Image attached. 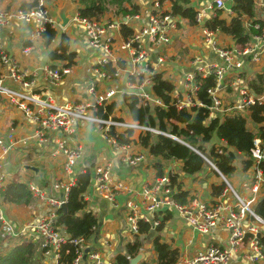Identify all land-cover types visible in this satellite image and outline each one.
<instances>
[{"label": "built area", "instance_id": "2783aa9c", "mask_svg": "<svg viewBox=\"0 0 264 264\" xmlns=\"http://www.w3.org/2000/svg\"><path fill=\"white\" fill-rule=\"evenodd\" d=\"M38 4L37 7L28 9L19 7L15 10H9L2 6L0 0V30L12 21L34 23L36 24L34 34L41 36L47 25L53 26V20L46 5L41 0H38ZM258 4L264 8V0H259ZM208 8L224 9L228 14H233L231 1L227 4L225 0H214L211 5H208ZM130 18L138 20L140 13L125 14L123 21L80 17L78 11L72 16V21L84 27L89 45L98 51L96 65L92 68L96 77L100 79L112 78L107 69H103L102 66L112 65L115 50L113 31L119 29L121 25H125ZM202 18V12L198 11L196 20L200 22ZM175 19L170 12L163 10L159 1L156 0L152 10L146 14L145 21L139 30L127 38H123L120 43L119 49L126 51L130 57L131 68L127 73L128 82L140 88L134 94L144 102L162 104L159 98L153 97L149 91L143 89L145 85L152 87L151 75L153 74L149 63L150 52L146 45L152 48H160L169 44L171 42L170 31L176 26ZM246 26L260 30L258 34L253 35L256 41L252 44L248 43L246 46L235 45L232 47L219 46L215 40L214 31L205 27L202 28L205 42L221 61L204 64L200 59L193 60L191 64L194 65V68L187 73L186 78L192 82L191 91L196 96L198 81L209 75L215 76V85L207 88V93L212 100L209 116L214 115L223 107L219 90L224 76L229 72H234L231 86L238 87L239 94V98L231 106L232 110L243 111L251 105L262 104L264 101V95L255 96L249 93L247 88L241 86V77L238 71H234V69H240L243 66L245 57H248L251 62L257 63L260 61L261 55L264 54V27L260 29L259 23L253 22H248ZM31 49V46H26L23 47L22 52L28 54ZM162 61L163 58L159 56L157 62ZM0 63L6 69L5 74H0V94L4 95L17 110L36 124L33 136L40 143L47 140L46 134L50 132L61 131L68 136L76 133L77 125L80 122L102 126L106 141L123 152L130 145L118 143L116 138L109 134L111 128L121 131L132 130L137 133L165 134L133 119L113 116L102 118L95 115L93 111L98 106H103L115 97L116 92H118L116 86L98 92V82L94 79L86 87L87 94L92 97L91 101L86 103H57L51 95H41V93L34 91L36 72L22 69L12 55L0 50ZM69 72L70 68L67 65L51 66L45 64L41 68L43 80L52 86L57 85ZM117 73L118 70L115 68L114 77ZM146 74L149 76H145ZM7 81L10 83L8 84ZM173 97L178 108L202 105L198 99L191 102L175 94ZM14 144L15 135L12 132L0 136V188L4 186L5 179V172L2 170L3 158L11 151ZM193 149L219 173L225 183L222 196L225 197L228 193L232 196V201L230 203L220 201L209 204L197 196H193L186 203H181L173 195L174 189L170 186L169 176L164 174L141 186L138 201L128 200L124 204L125 209H127L126 219L130 233L133 236L139 234V221L148 223L150 229L155 230L161 223L162 213L168 209H174L185 217L189 225L199 233H209L212 228L217 226L225 227L228 231L227 244H209L191 256L178 257L175 264H264V247L258 239V234L262 231L261 228L264 229V219L257 215L252 208L259 191L260 182L263 181L264 141L255 138L253 147L249 150V156L253 161L255 170L254 183L251 186V193L253 194L250 198L239 195L226 176L219 172L207 157L195 148ZM53 154L62 155L64 176L54 181L53 184L56 189L61 191V195L57 197L45 195L38 186L28 182L32 196L40 202L44 201L46 210L43 214L27 220L20 230L14 229L3 211L0 210V238L3 241L10 238H27L37 243L34 251V259L37 264H112V260L105 258L100 250L91 248V238L94 234L89 238L84 236L72 237L57 227L59 209H61V204L66 203L70 188L75 184L74 167L83 156V148L80 144L69 146L63 141H58L57 150ZM123 159L129 164L135 165L143 159V155L141 153L125 154ZM110 167V163L94 167L95 191L115 207H118L114 189H119L120 185L110 183ZM246 218L250 221L245 225L244 220ZM96 229V226H92L94 233ZM29 231L33 232L30 238L27 236ZM247 235H250L248 240H246ZM244 244L247 248L244 255L246 262H233L231 260L232 255L237 253ZM126 257L129 259L132 256L127 255Z\"/></svg>", "mask_w": 264, "mask_h": 264}, {"label": "crops", "instance_id": "0c3cea01", "mask_svg": "<svg viewBox=\"0 0 264 264\" xmlns=\"http://www.w3.org/2000/svg\"><path fill=\"white\" fill-rule=\"evenodd\" d=\"M135 1L140 6V19L136 20L130 18L125 24L132 28L134 32L139 30L141 24L145 21L146 14L152 10V4L149 5L146 0ZM213 1L214 0H192L191 4L197 12H202L204 18L205 15L211 12L210 10L212 9H209L208 5H211ZM225 1L229 4L230 0ZM255 1L259 8L255 18L258 20L260 19L264 27V11L258 4L259 0ZM41 2L46 5L53 20L52 25L58 30L57 38L60 33H65L68 36L69 50L77 54L74 61L75 63L68 66L70 72L55 86L43 80L41 73L43 65L62 66L66 65V62L61 60L51 61L49 59L48 51L58 40H55L50 47H45L42 42V37L34 34V27H36L34 23L12 21L9 25L3 27L0 30V50L6 51L12 55L22 69L36 72L37 76L34 78V91L41 93V95H51L57 103H86L91 101L92 97L87 94L86 87L89 82L94 79L98 82V92H103L107 88L116 86L118 92H116L115 97L109 101H114L116 103V108L109 116L131 119L122 101V95L124 93L136 94L140 88L131 85L132 83L128 82L127 79V73L131 68V64L129 54L119 49L120 43L124 38L121 34V27L113 31L115 50L112 57V66L118 70V73L114 78L100 79L92 72V68L96 65L98 51L89 45L84 27L71 20L72 16L78 11V4L72 0H41ZM66 2L70 3V9L66 12L69 16V23L65 27H61L58 11ZM20 3L21 0H1L2 6L9 10H15L21 7ZM161 8L169 12L170 2L165 0L161 3ZM225 12L227 13L226 10ZM227 15L232 16L233 14L227 13ZM124 16L125 14L113 16L112 12H109L101 18L123 21ZM175 21L176 26L170 31L171 42L169 44L160 48L148 47L145 44L150 52V67L153 73L163 72V75L172 81L175 85V95L180 96V98L182 97L184 100L196 101L197 98L191 91L192 82L186 78L187 73L194 68L191 62L200 59L202 63L209 64L213 61L220 62L221 60L204 40L201 26L203 20L200 21L199 25L196 27L189 26L187 21L183 19L176 18ZM248 22L252 21L246 20L245 26ZM246 28L249 31L247 26ZM214 36L217 44L221 47L235 46L234 40L228 35L214 32ZM254 41L256 40L251 33L248 43L252 44ZM26 46L32 47L28 54L22 52L23 47ZM159 56L163 58V61L160 63L157 62ZM121 64L123 68L119 67ZM241 68V71L246 70V77L249 79L256 73H264V54L261 55L260 61L257 63H253L249 58L245 57ZM240 69H234V71H238L239 73ZM5 73L6 69L0 63V74ZM233 73L234 72H229L224 76L222 86L219 90L220 96H224L225 93L228 97L233 95L231 92H226V90H228L227 87L232 89L231 83L234 78ZM240 75L242 80L243 76L241 72ZM145 76L148 77L149 74ZM7 83L9 84L10 82L7 81ZM143 89L149 91L150 94L155 97L150 85H145ZM231 110L230 106L229 108L222 107L216 113L222 116L223 112ZM241 112L244 115L248 114L245 110ZM249 127L254 130L255 133L257 132L256 126L251 122H249ZM35 129L36 124L17 110L4 95L0 94V136L8 132H12L15 135V144L11 151L3 158L2 162V170L5 172L3 185L12 181L31 182L38 186L45 195L54 197L60 196L61 191L56 189L53 185L54 181L64 176L62 171V155L53 154V152L57 150L58 141H63L69 146L73 144H80L82 146L83 156L74 167L75 173L82 171L86 166H92V171L94 173L95 166L110 163V183L112 185H120L119 189H114L119 206L115 207L111 202L101 197L95 191V177L92 178L88 190L84 193V199L87 201V209L91 210L97 218V229L91 238V248L93 247L100 250L105 258L113 262L115 255L119 252L124 253L125 244L133 240V235L130 233L127 224V209H125L124 204L128 200L138 201L140 198L139 191L141 190V186L144 183L152 182L156 178L155 170L151 166L153 160L148 150L142 148L137 143H133L129 144L130 146L123 152L106 141L102 126L94 124L80 122L77 125V132L69 136L61 131L50 132L46 134L47 140L43 143H40L33 136ZM138 135L139 133L133 132L131 138L137 141ZM215 143L224 144V142L219 140L214 134L211 141L205 143V146L210 148L212 144ZM136 153H141L143 159L138 161L135 165H131L123 159L125 154L129 155ZM239 156L240 158L235 160V171L226 178L231 182L232 187L238 194L241 192L243 193L241 195L242 197L250 198L253 194L251 193V186L254 183L255 176L253 161L249 153ZM248 158L251 160L252 164L248 169L244 170L241 161ZM27 164L38 166L41 176L29 169H24V166ZM180 165L179 162L174 160L165 162V172L173 171L178 173L181 187L188 191L187 199L181 203H186L193 196H197L199 199L209 204L220 201L230 203L232 201V196L227 193L225 197H223L222 191L220 195H212L213 185H219L222 180L219 173L212 168V166L211 168L218 173L219 177L208 166L203 168L199 173L189 176L181 172ZM236 173H238V175H235ZM236 183L237 186L235 185ZM245 184L250 185L249 190H244ZM260 199H264V170L263 181L260 182L259 191L256 194V200L253 206H255ZM0 210L3 211L6 219L9 220L14 229L20 230L31 217L39 216L45 212L46 203L38 200L30 205H15L4 202L0 188ZM165 216H168V218L162 230L156 232V230L150 229L146 234L141 236V247H144L145 251L153 248L152 240L156 234L159 235L161 241L170 244L172 247L178 248L179 257L191 256L209 244H227L228 231L225 227L217 226L212 228L209 233L203 234L195 231L189 225L187 219L174 209H168L163 212L161 215L162 220ZM248 221H250L248 218L244 220L245 225ZM261 230L263 231L262 228ZM32 235L33 232L29 231L27 236L30 238ZM24 240H27V238H10L5 241L2 240L0 243V252L5 250V248L13 246L16 242H22ZM33 243L36 249L37 243ZM121 248L123 249L122 251ZM246 251L247 248L244 244L239 248L237 253L232 255L231 260L233 262L245 263L244 255ZM142 252L145 254L143 260L150 262L156 258V253L154 257L151 258V253L148 251L144 252L143 249Z\"/></svg>", "mask_w": 264, "mask_h": 264}, {"label": "trees", "instance_id": "16d2710c", "mask_svg": "<svg viewBox=\"0 0 264 264\" xmlns=\"http://www.w3.org/2000/svg\"><path fill=\"white\" fill-rule=\"evenodd\" d=\"M78 4V14L80 17L100 19L107 13L113 16L124 14H137L140 12V6L134 0H72ZM153 0L150 4H152ZM161 4L165 0H158ZM170 2L169 12L177 19L187 21L189 26H198L196 20L197 10L191 4L192 0H168ZM233 15H227L224 9L212 8L211 12L202 19V28L223 33L230 36L235 45L246 46L250 40L251 33L258 34L260 30H254L252 27L247 30L246 20L253 23H259L260 29L263 22L256 17L259 8L255 0H230ZM38 0H21L20 6L28 9L37 7ZM264 11V9L262 8ZM213 12V13H212ZM133 29L126 25H121V34L124 38L133 34ZM51 25H47L45 31L41 33L42 42L45 47H50L55 40L58 42L48 51V57L51 61H65L67 66L73 65L77 54L69 50L68 36L60 33ZM248 58V57H247ZM244 60V59H243ZM57 66V65H54ZM123 68V65H119ZM106 68L113 78L115 67L107 64L102 66ZM242 69V68H241ZM239 71L243 76L241 86L247 88L249 93L255 96L264 95V73H256L251 79L246 77V70ZM245 76V77H244ZM241 77V75H240ZM242 78V77H241ZM133 80V79H131ZM153 95L161 100V105L144 102L139 96L133 93H124L122 101L126 110L134 121L142 125H147L164 132L165 134H155L152 132H141L137 141L131 138L132 130H118L111 128L110 135H113L120 144H139L142 148L148 150L153 162L152 168L155 170L156 177L167 174L170 179V186L174 189V197L184 202L188 197V191L181 187L178 173L173 171L165 172V162L174 160L179 162L180 170L186 175H195L206 166H211L198 154L193 148L202 153L216 168L224 175L229 176L235 169V160L239 159L241 154H248L253 147V140L259 137L264 141V101L262 104H255L248 107L247 115L241 111L223 112L222 116L215 112L209 116V107L212 100L207 93V88L215 85V76L209 75L205 79L198 81L197 99L202 103L201 106L192 105L190 107L178 108L173 94L175 85L171 80L163 75V72H154L151 75ZM227 93L220 96L222 106L229 108L234 105L235 100L239 98L238 87H227ZM229 91V92H228ZM116 103L107 102L103 106L93 111L99 117L106 118L114 112ZM249 122L256 126L255 133L249 127ZM216 135L224 144L215 143L210 148L205 143L211 141L213 135ZM171 135V136H170ZM173 136V137H172ZM176 137V138H175ZM242 168L248 169L252 162L244 159L241 161ZM264 170V163L262 164ZM212 169V168H211ZM93 167L86 166L82 171L76 172L75 184L70 188L68 198L65 203V211L59 209V218L57 227L72 237L84 236L92 237L94 231L92 226L97 227V218L95 214L87 209V201L84 199V193L88 190L91 180L94 177ZM216 175L218 173L212 169ZM219 177V175H218ZM225 188L224 181L219 185H213L212 195H220ZM1 196L4 202L15 205L33 204L36 199L32 196L28 184L23 181H12L1 188ZM252 208L254 212L264 219V199L257 201ZM168 216H165L161 223L155 228L156 232L162 230ZM139 234L133 236V240L127 242L124 246V253L119 252L115 255L112 264H128L127 255L134 256L142 248V241L139 236L146 234L150 230L148 223L139 221ZM250 235L246 236L248 240ZM258 239L264 247V229L258 234ZM2 239L0 238V243ZM153 248L156 258L153 261L143 260L139 264H175L179 257V250L170 244L161 241L158 234L153 237ZM35 245L30 239L22 242H16L13 246L5 248L0 252V264H37L34 259Z\"/></svg>", "mask_w": 264, "mask_h": 264}, {"label": "water", "instance_id": "95a60500", "mask_svg": "<svg viewBox=\"0 0 264 264\" xmlns=\"http://www.w3.org/2000/svg\"><path fill=\"white\" fill-rule=\"evenodd\" d=\"M70 9V3L66 2L62 8H60V10L58 11V17L60 19V26L61 27H65L68 23H69V16L66 14L67 10ZM24 169H29L31 171H33L35 174L41 176V173L39 171V167L38 166H34L31 164H27L24 166ZM62 211H65V204H61ZM123 249L121 248V251ZM145 258V254L140 251L137 254H135L134 256L130 257L128 259V264H139L143 259Z\"/></svg>", "mask_w": 264, "mask_h": 264}, {"label": "rangeland", "instance_id": "374dc122", "mask_svg": "<svg viewBox=\"0 0 264 264\" xmlns=\"http://www.w3.org/2000/svg\"><path fill=\"white\" fill-rule=\"evenodd\" d=\"M135 1V0H134ZM139 1V0H138ZM140 1H142V0H140ZM144 1V0H143ZM147 1V3L150 5V3L152 2V0H146ZM229 92V91H228ZM192 102V101H191ZM235 175H238V173H236ZM233 182V181H232ZM233 184H234V182H233ZM236 186H237V183L235 184ZM249 188H250V185H248V184H245V188H244V190H249ZM239 194L240 195H242L243 193H241V192H239ZM127 224H128V222H127ZM141 236L142 235H140L139 236V238H140V240L142 239L141 238ZM142 249L144 250V252H149V253H151V258H153L154 257V254H155V252H154V250H153V248L152 249H149V250H147V251H145V249H144V247H142Z\"/></svg>", "mask_w": 264, "mask_h": 264}]
</instances>
